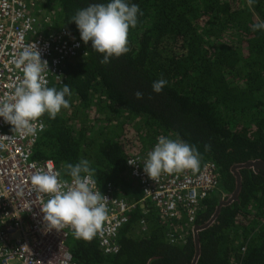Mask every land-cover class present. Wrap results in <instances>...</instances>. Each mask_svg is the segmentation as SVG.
Masks as SVG:
<instances>
[{"label":"trees","instance_id":"1","mask_svg":"<svg viewBox=\"0 0 264 264\" xmlns=\"http://www.w3.org/2000/svg\"><path fill=\"white\" fill-rule=\"evenodd\" d=\"M110 0H30L44 36L61 30L82 46L67 59L59 82L69 86L70 107L45 114L33 160H52L62 178L66 164L87 160L101 192L107 186L134 205L116 237L118 253L104 256L97 235H70L77 264H264V172L237 170L264 163V0H126L139 6L128 34L129 52L101 64L103 55L83 43L72 22L78 10ZM142 13V14H141ZM167 81L157 94L152 84ZM142 92L136 99L134 93ZM179 139L200 153V167L214 163L220 198L204 201L194 228L163 222L130 178L128 159L158 142ZM209 146L206 150L205 146ZM222 199V200H220ZM223 201V202H222ZM218 215L213 219L220 203ZM229 202V203H228ZM226 203V205H225ZM183 238L171 244L170 237Z\"/></svg>","mask_w":264,"mask_h":264},{"label":"built area","instance_id":"2","mask_svg":"<svg viewBox=\"0 0 264 264\" xmlns=\"http://www.w3.org/2000/svg\"><path fill=\"white\" fill-rule=\"evenodd\" d=\"M30 5V0H0V98L10 97L22 81V70L15 60L25 46L34 43L41 60L47 61L49 87L61 80L64 62L83 52L66 30L44 36ZM44 129L37 127L35 135L22 134L0 118V264H77L67 247L74 230L71 226L59 232L47 229L40 208L48 196L38 193L31 183L37 168L58 171L52 160L37 162L32 158ZM155 145L128 159L127 172L142 193L140 206L151 203L163 222H183L179 227L185 234L194 228L204 201L221 191L218 168L206 163L196 172L162 174L151 180L143 165ZM95 189L100 190L97 184ZM101 193L109 201L108 218L97 233L98 246L102 255H115L117 234L127 224L134 205L110 186ZM182 238L171 236L170 243L180 244Z\"/></svg>","mask_w":264,"mask_h":264},{"label":"clouds","instance_id":"3","mask_svg":"<svg viewBox=\"0 0 264 264\" xmlns=\"http://www.w3.org/2000/svg\"><path fill=\"white\" fill-rule=\"evenodd\" d=\"M254 2L247 0L249 6ZM139 12L138 5H129L126 0H110L78 10L72 22L77 26L83 43L90 41L92 49L104 54L101 64H107L111 57L118 58L129 52L128 34L130 28L136 27ZM252 30H264V22L254 24ZM15 63L21 67L22 81L10 97L0 98V118L11 125L12 130L35 135L37 127L41 130L44 127L40 121L45 114L55 119L62 109L70 107L66 96L72 93L67 85L60 90L48 86V64L41 60V53L34 43L23 48ZM166 83L164 79L153 82V92L159 94ZM134 96L142 99L143 93L138 91ZM208 147L205 146L206 150ZM200 164V153L194 146L160 136L148 154L143 172L155 180L162 174L199 171ZM64 167L70 179L62 178L61 172L43 168H37L31 177L35 190L48 196L40 208L43 221L47 229L57 232L71 226L77 238L90 241L102 230L108 218L109 199L95 189V170L89 161L80 160L75 165L66 164Z\"/></svg>","mask_w":264,"mask_h":264},{"label":"water","instance_id":"4","mask_svg":"<svg viewBox=\"0 0 264 264\" xmlns=\"http://www.w3.org/2000/svg\"><path fill=\"white\" fill-rule=\"evenodd\" d=\"M239 169H252L255 173H258L259 171L264 172V163H262L261 161L249 162V163H247L245 165L235 166V167L232 168V172L234 173V175H235V177L237 179L236 180L237 181V187H236L235 192L232 195L231 200H229V202L236 200V198L238 196V193H239V190H240V176H239V174L237 172V170H239ZM223 205L224 204L222 202L219 204V207L217 208L216 213H215L213 219L218 215L219 208L221 206H223ZM225 205H226V203H225ZM198 230H200V229L194 228V231L195 232L198 231ZM195 261H196V259L193 261L192 264H195Z\"/></svg>","mask_w":264,"mask_h":264},{"label":"flooded vegetation","instance_id":"5","mask_svg":"<svg viewBox=\"0 0 264 264\" xmlns=\"http://www.w3.org/2000/svg\"><path fill=\"white\" fill-rule=\"evenodd\" d=\"M220 192H221V191H218V193H216L215 195H213L211 198H213V197H215V198H220V196H219V195H220ZM220 200H222V199H220ZM222 202H223V201H222Z\"/></svg>","mask_w":264,"mask_h":264}]
</instances>
